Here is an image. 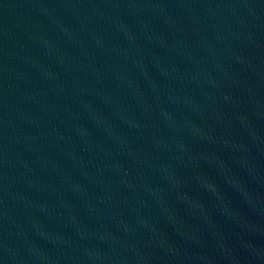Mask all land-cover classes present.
<instances>
[{
    "label": "water",
    "instance_id": "95a60500",
    "mask_svg": "<svg viewBox=\"0 0 264 264\" xmlns=\"http://www.w3.org/2000/svg\"><path fill=\"white\" fill-rule=\"evenodd\" d=\"M0 264H264V0H0Z\"/></svg>",
    "mask_w": 264,
    "mask_h": 264
}]
</instances>
